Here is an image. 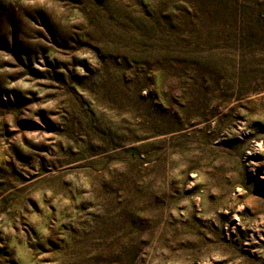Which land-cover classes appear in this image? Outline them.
<instances>
[{"label": "rangeland", "instance_id": "1", "mask_svg": "<svg viewBox=\"0 0 264 264\" xmlns=\"http://www.w3.org/2000/svg\"><path fill=\"white\" fill-rule=\"evenodd\" d=\"M0 264H264V0H0Z\"/></svg>", "mask_w": 264, "mask_h": 264}]
</instances>
